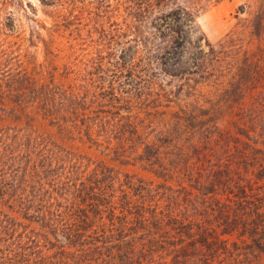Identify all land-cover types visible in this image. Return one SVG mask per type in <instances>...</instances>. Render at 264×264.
Here are the masks:
<instances>
[{"label":"rangeland","instance_id":"rangeland-1","mask_svg":"<svg viewBox=\"0 0 264 264\" xmlns=\"http://www.w3.org/2000/svg\"><path fill=\"white\" fill-rule=\"evenodd\" d=\"M144 1L0 0V165L21 162L13 174L26 178L27 169L29 185L44 186L54 207L72 208L84 178L114 181V193L122 186L163 208L192 194L181 208L188 213L198 194L255 211L264 198V0H166L150 11ZM178 5L194 22L152 38L157 10ZM206 38L215 50L205 71L183 73L193 43L209 49ZM219 164L226 184L250 178L253 197L214 180ZM205 177L201 194L195 180ZM17 217L44 236L42 222ZM6 219L0 214V264H24L19 252L4 255L14 248L2 237ZM213 232L214 246L228 247L220 257L205 248L216 255L207 264H264V239L257 245L240 225L217 223Z\"/></svg>","mask_w":264,"mask_h":264},{"label":"trees","instance_id":"trees-1","mask_svg":"<svg viewBox=\"0 0 264 264\" xmlns=\"http://www.w3.org/2000/svg\"><path fill=\"white\" fill-rule=\"evenodd\" d=\"M163 3L168 5L166 0H159L157 3L145 0L143 6L150 11ZM195 5L199 7L200 3ZM157 11L158 14L154 17V31L149 32L152 38L162 39L170 30L180 32V25L185 20H195L193 11L188 7L178 5L168 11ZM202 36L199 38L202 39ZM206 42L208 50L200 48L199 40L193 43L197 52L192 56L191 66L185 67L187 70L183 73L205 71V64L215 50V46L207 38ZM15 162L11 167L8 166L11 161L5 164L1 162L0 171L4 169L5 175L4 178L0 177V204L9 207L17 219H14L11 213L0 210L1 215L9 218L5 220L8 224L1 226L4 229L2 237L14 242L13 250L8 249L4 255H11V251L19 252L20 256H23L24 264H31L33 260H37V264H207L206 260L210 261L217 254V257H220L228 247L224 243L220 248L214 246L215 243L221 242L213 232V226L217 223L231 229L240 225L250 233L252 241L257 245L264 239V223L257 226V222L253 220L255 216L264 219V208H261L264 206V198L260 207L254 211L250 205L239 207V202L233 205L218 201L217 197L201 200L202 197L198 194L196 200L199 205L191 208L196 217L192 216L193 213L181 209L193 203L192 194L185 197V205L163 208L161 200H151L148 203L144 200L143 193L135 199L122 186L119 188L120 194L114 193V181L110 185V180L88 182L83 178L80 180L81 186H77V189L83 186L79 190L77 201H72L71 198L74 206L54 207L49 206L52 199L47 200L40 193L46 189L44 186L29 185L27 169L24 172L26 178L19 179L13 174L14 169L22 172L21 162ZM227 168L231 175V167ZM222 169L223 165L219 164L215 168L216 172L210 173L214 180L218 178L229 193L235 194L236 187L242 194L241 197H253L249 191L253 186L247 175V178L241 179L242 182H237L236 185L226 184L221 181V174L224 172ZM212 177L196 178L198 186L194 187L203 194L204 185ZM149 189L153 191L152 188ZM214 195L220 194L216 192ZM259 195H264V190ZM246 202L252 204V199ZM15 214L40 221V224L42 222L44 236L39 238L31 234V228L25 227V223ZM211 217L217 218L214 220ZM233 245L237 249L238 244ZM47 248L49 251L45 252ZM205 248L210 253L214 250L216 255L206 257ZM164 251L166 256L162 255Z\"/></svg>","mask_w":264,"mask_h":264}]
</instances>
